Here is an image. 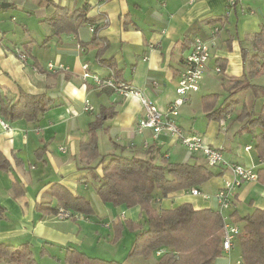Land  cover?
Wrapping results in <instances>:
<instances>
[{
    "label": "crops",
    "instance_id": "crops-1",
    "mask_svg": "<svg viewBox=\"0 0 264 264\" xmlns=\"http://www.w3.org/2000/svg\"><path fill=\"white\" fill-rule=\"evenodd\" d=\"M14 2L28 18L34 16L36 20L32 24L28 20L15 23L13 16L5 14ZM4 3L9 6L2 8ZM57 7L69 12H80L86 7L83 15L87 21L74 31L55 34L47 19ZM91 26L97 31H91ZM215 27L218 32L212 38L210 32ZM191 29L192 37L209 43L210 58L205 78L179 106L184 107L179 112L181 121L177 117L175 121L185 134L199 133L207 144L220 148L228 162L252 166L258 159L254 136L261 129L257 124L247 125L249 118L241 119L239 114L243 106L247 107L244 96L264 102V47L256 40V34L264 29V0H237L236 4H231V0H0V108L16 102L21 93L46 94L52 100L51 107L36 123L24 119L8 122L0 114V153L10 166L8 171L0 170V205L6 212L0 218V243L26 242L32 250L49 256L57 249L65 253L66 246L80 244L81 226H74L73 222L82 216L57 220L55 215L36 209L40 202L56 204L49 191L55 182L74 195L89 201L92 197L101 208L99 213L93 208V216H98L96 221L104 228L110 227L105 224L108 221L104 222L106 216L112 222L124 218L143 220L145 211L140 207L105 203L97 195L96 186L89 190V184L82 182L93 177L87 167L98 160L81 159L79 147L88 139L89 124L105 109L114 115L104 117L96 131L101 155L120 153L152 157L155 163L163 157L206 164L201 154L188 152L173 135L159 134L154 138L150 129L138 132L136 124L144 110L136 97L122 96L110 87L98 86L91 77H82L86 65L91 76L128 83L164 110L176 96L183 60L192 46L184 37L189 31L192 33ZM19 52L25 55L24 61L18 58ZM48 63L68 69L52 72L47 69ZM216 66L221 69L219 73L214 70ZM243 77H248L253 87L235 91L237 103L231 113L221 120H208L201 97L210 90L209 81L218 79L221 91L228 94L229 80ZM85 100L89 101V111H84ZM254 108L249 110L253 118L264 110ZM186 117L194 118L189 127L185 125ZM246 131L252 133V138ZM247 146L249 150L245 149ZM209 167L217 175L208 177L199 190L207 197L180 191L160 200L158 206L168 209L190 203L195 209L216 210L214 194L233 176L225 167ZM95 173L100 175V169ZM14 180L21 188L18 197L13 191ZM255 208L264 209V184L249 180L237 188L227 215L235 212L233 222ZM234 245L212 264H230L229 259H222L223 255L229 257ZM0 264L6 263L0 259Z\"/></svg>",
    "mask_w": 264,
    "mask_h": 264
},
{
    "label": "trees",
    "instance_id": "trees-1",
    "mask_svg": "<svg viewBox=\"0 0 264 264\" xmlns=\"http://www.w3.org/2000/svg\"><path fill=\"white\" fill-rule=\"evenodd\" d=\"M236 2L234 0L233 4ZM84 10L86 11V7L80 12H69L57 7L47 21L54 28L55 34L74 31L77 25L87 21L83 15ZM192 30V33L189 34V31L185 34V42L192 43L196 37H192ZM92 31L97 29L93 28ZM256 40L260 47H264V29L256 34ZM222 80L225 81V78ZM248 87H253L248 77L230 79L226 87L228 99L233 97L235 91ZM218 99L216 94L201 97V106L208 120H221L232 112V100L224 106L218 104ZM51 105L52 100L46 94L21 93L16 102L2 105L0 114L8 122L24 119L29 123H36ZM113 115V111L105 109L89 124L88 139L80 145L78 154L88 162L98 160L95 165L87 168L97 181L95 190L103 202L128 208L138 206L145 211L142 222L125 220L135 233L129 256L147 257L153 252L161 251L157 264H212L223 254L224 221L221 214L211 208L195 209L190 203L165 209L159 207L158 202L173 193L194 188L200 190L207 178L217 173L206 164L171 162L163 157L160 163H155L152 157L120 153L101 155L96 131L101 128L105 118ZM239 118H249L247 125L257 124L260 127V132L254 136V148L258 158L264 156V119L261 116L253 118L246 106L242 107ZM9 168L8 161L0 153V170L8 171ZM97 168L100 169V175L95 173ZM256 174L257 182L264 184V167L257 168ZM12 185L14 195L18 197L21 188L16 180ZM49 191L56 204L52 206L51 202L38 203L36 209L42 214L55 215L61 208L69 211L71 219H74L75 214L83 217L94 215L90 201L84 196L74 195L56 182L50 185ZM234 213L229 214L231 219ZM5 215V209L0 205V218ZM233 222L239 227V233L233 241V244L239 246V264H264V209L255 208ZM121 223L118 220L116 227L122 226ZM64 249L65 264H126L124 261L88 256L73 245ZM0 259L6 264H39L26 242L0 243Z\"/></svg>",
    "mask_w": 264,
    "mask_h": 264
},
{
    "label": "built area",
    "instance_id": "built-area-1",
    "mask_svg": "<svg viewBox=\"0 0 264 264\" xmlns=\"http://www.w3.org/2000/svg\"><path fill=\"white\" fill-rule=\"evenodd\" d=\"M233 3L234 0H231V4ZM92 29L93 27L91 26L90 30L92 31ZM217 32L218 28H213L210 32L211 37L213 38ZM18 58L21 61H24L25 55L22 52H19ZM209 58V43L198 36L195 37L192 42L190 53L183 60V68L179 74V79L175 88L176 96L168 103L164 110H159L153 100L143 94L141 90L131 86L128 83L119 82L113 78L101 79L96 75L91 76L86 70V65L83 66L84 73L82 77L84 79L91 77L98 86L110 87L122 96L136 97L144 110L143 117L136 124V129L138 132H141L143 129H150L154 138H156L159 134L173 135L188 152L201 154L208 166L225 167L231 172L233 179L224 181L223 185L214 194V199L217 206L216 211L221 214L224 221L222 248L224 252H228L233 246V241L239 233V227L232 222V219L229 217V215H227V212L233 205L237 188L246 181H257L256 170L259 167H264V156L259 157L256 164L252 166H243L240 164L230 163L224 157L222 150L207 144L201 134H185L177 125L175 118L178 115V108L184 102H186L187 96L190 92H195L198 90L200 82L207 69ZM47 69L54 72L59 70H67L68 68L62 64L55 65L53 63H48ZM214 70L217 73L221 71L218 66H216ZM151 84L156 85L155 82ZM89 109V101L85 100L84 111H89ZM1 124L4 127H7V124L4 121H1ZM146 146L147 145L144 144V147ZM245 149L249 150L250 146H247ZM190 194L207 197V195L202 194L196 188L191 189ZM55 216L59 219H68L70 218V213L66 210L59 209ZM155 253L156 255H160L161 251H157ZM237 263L239 264V262Z\"/></svg>",
    "mask_w": 264,
    "mask_h": 264
},
{
    "label": "rangeland",
    "instance_id": "rangeland-1",
    "mask_svg": "<svg viewBox=\"0 0 264 264\" xmlns=\"http://www.w3.org/2000/svg\"><path fill=\"white\" fill-rule=\"evenodd\" d=\"M32 2L37 3L39 2V0H32ZM5 14H7L9 18L13 16L15 23H20V21L28 20V22L32 24V22H34L33 20H36L34 16L29 17L30 18L29 19L25 15V13L22 12L17 2H14L13 5L8 8ZM218 82L219 81L216 78L209 81L210 90L207 91L208 93L207 92L206 93L216 94L219 97L218 104H222L224 106L230 103V101L232 100L230 104H231V110H233L237 103V101H233V100H235L238 96L234 95L232 98L228 99L227 94L224 91H221L222 88L220 87L219 85L220 83ZM207 94H203V95H207ZM242 99L244 100V103L247 104L248 111L251 110L250 109L251 106L252 108L255 107L254 110H256L257 108V111H259L260 108L262 109L264 108V102L254 100V99L253 101L252 98H248L247 96H244ZM183 109L184 107L178 108L177 119H179L180 121H181L182 115H179V112L181 113ZM263 111L264 110H261L262 112L261 115H258V116H261L262 119H264ZM258 116L256 115L255 117H258ZM193 119L194 118H189V117L185 118L186 127H189L190 125H192ZM245 133L248 134L252 138V135H251L252 133L250 131H246ZM171 162H176V161L171 158ZM82 182L89 184V190L93 189V186L94 187L97 186L96 180L91 176H89L88 179L82 180ZM89 199L91 200L90 201L91 206L94 208L96 213H99L101 208L98 207L97 203L94 201L92 197L89 196ZM211 207L212 208L215 207V201L213 200L211 201ZM122 217L123 215L121 216V218ZM55 218L57 220H63V219H59L56 216ZM97 218L98 216L97 217L89 216L86 218L82 216V218H79L78 221H75V222H73L72 220L70 221V222L75 223L73 224L74 226L75 225L81 226V230H80L81 242L79 245L76 246V248L79 251H82L88 256L103 258L107 260L114 259L117 261H124L126 264H157L159 255H156V253L154 252L151 253L147 257L138 256V255L129 256V252L131 250V246H132L135 233L126 224L125 218L123 220H119V221H122L121 223L122 226L119 225L118 227H116L115 223H117L118 220H114V222H112L110 220V216H106L104 219V222L108 221L105 223V224L110 225V227L108 228H104L100 222H97L96 221ZM88 223H89V226H87ZM75 231H77V229H75ZM115 235H117L118 237ZM31 251H32L34 258L39 264H65L64 258H63L64 252H60L59 249H57V251L55 250L54 252H51L50 253L51 256H49L47 253L39 252V250L37 249H34V250L31 249ZM239 251L240 250H239L238 244H235L234 249L231 251L229 257L223 255L224 259L222 260L226 262L229 259L230 264H238L236 262L240 260ZM58 258L60 260H58Z\"/></svg>",
    "mask_w": 264,
    "mask_h": 264
},
{
    "label": "water",
    "instance_id": "water-1",
    "mask_svg": "<svg viewBox=\"0 0 264 264\" xmlns=\"http://www.w3.org/2000/svg\"><path fill=\"white\" fill-rule=\"evenodd\" d=\"M8 6H9V4H5V3L4 4H1V7L2 8H7Z\"/></svg>",
    "mask_w": 264,
    "mask_h": 264
}]
</instances>
